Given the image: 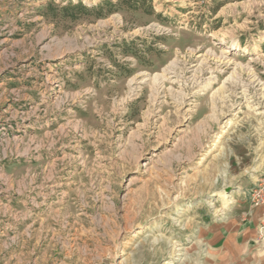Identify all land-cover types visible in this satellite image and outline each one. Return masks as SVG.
<instances>
[{
  "label": "rangeland",
  "instance_id": "rangeland-1",
  "mask_svg": "<svg viewBox=\"0 0 264 264\" xmlns=\"http://www.w3.org/2000/svg\"><path fill=\"white\" fill-rule=\"evenodd\" d=\"M263 166L264 0H0V264H194Z\"/></svg>",
  "mask_w": 264,
  "mask_h": 264
},
{
  "label": "crops",
  "instance_id": "crops-1",
  "mask_svg": "<svg viewBox=\"0 0 264 264\" xmlns=\"http://www.w3.org/2000/svg\"><path fill=\"white\" fill-rule=\"evenodd\" d=\"M226 215L204 229V254L194 264H264V206L243 200Z\"/></svg>",
  "mask_w": 264,
  "mask_h": 264
},
{
  "label": "bare ground",
  "instance_id": "bare-ground-1",
  "mask_svg": "<svg viewBox=\"0 0 264 264\" xmlns=\"http://www.w3.org/2000/svg\"><path fill=\"white\" fill-rule=\"evenodd\" d=\"M96 42H97V40L94 39V40H89L87 43H88L89 46L90 45L93 46L94 44H96ZM222 45H224V44L222 43ZM230 51H234V52H236V51L240 52L241 51V54H243V55H248L249 54V51L247 49L240 48L238 46V44L231 43L229 45H225L223 50H222V54L219 57H217L216 58L217 60L213 63L214 64V68H212L210 65H207V62L201 61L200 66L202 65L204 67V70L209 74V78L208 79L217 78V74L224 73V71L226 69V68L224 69V67H229V66L232 65V62L230 60H228V58L225 56V54L229 53ZM170 65H174V64L171 63ZM234 67H235V65H234ZM166 70L168 71V74H174V72H173L174 69L170 68V66H168L166 68ZM148 80H149L148 78H143L140 81L137 80L138 82L136 81V85H138L140 83H145ZM151 80H152V84H153V86L155 88V94L159 95V92L163 89L162 88V83H163V80H164L163 77H161V75H155V76H153L151 78ZM195 81H196V79H194V81H192L191 84H189V82L187 84H185V87L187 89H189V91L190 90L192 91L193 89H196V90L192 91L191 93H187V92L185 93L183 91H179V92L176 91L175 92V91L170 90V93H171L172 98L174 99V102L179 107H181V109H184L186 106L190 105V102H191L190 99H192L193 95L202 94V92L206 91V89H207V87H208V85L210 83V81L208 80L207 83L197 84V86H194ZM134 84H131V86L134 85ZM54 88L55 87L53 86L52 89H54ZM135 90H136V88L132 87L130 89V93L133 94L135 92ZM157 98H158L157 96H154L153 97V102H157ZM186 111L189 112V110H186ZM228 198H231L228 194H225V195L221 196L222 200H226L227 201ZM228 201H232V200H228ZM178 251H180V249H178ZM180 255H181L180 253L177 254V255L175 254V256H180ZM174 260H176V259H174ZM172 263H173V261L168 262L167 264H172Z\"/></svg>",
  "mask_w": 264,
  "mask_h": 264
},
{
  "label": "built area",
  "instance_id": "built-area-1",
  "mask_svg": "<svg viewBox=\"0 0 264 264\" xmlns=\"http://www.w3.org/2000/svg\"><path fill=\"white\" fill-rule=\"evenodd\" d=\"M252 206H264V166L258 171L256 176L250 182V187L244 194ZM264 230V225L261 227Z\"/></svg>",
  "mask_w": 264,
  "mask_h": 264
}]
</instances>
